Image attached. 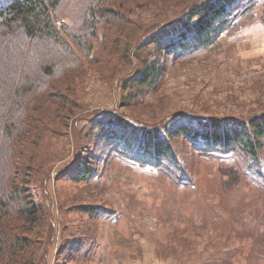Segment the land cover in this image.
Returning <instances> with one entry per match:
<instances>
[{
	"label": "rangeland",
	"instance_id": "rangeland-1",
	"mask_svg": "<svg viewBox=\"0 0 264 264\" xmlns=\"http://www.w3.org/2000/svg\"><path fill=\"white\" fill-rule=\"evenodd\" d=\"M191 1L129 0L137 4L126 8L128 19L100 28L89 59L80 53L83 70L52 82L55 88L46 100L40 99L35 121L20 140V157L15 159L35 158L25 169L15 168V175L24 183L28 201L34 198L42 213L53 217L51 239L48 216L33 234L36 258L46 251L47 264H192L195 259L201 261L198 254H226L220 245L229 239L233 241H225L229 247H240L228 251L235 255V262L229 264H264V259L256 258L259 243L240 241L237 235L243 233L237 228L241 224L234 222L241 216L252 226L259 217L264 219V182L260 187L250 172L251 160L239 163L229 154L205 157L180 137L174 139L180 159L158 170L136 161L131 148L122 150L124 139L116 141L104 133L109 110L123 115L137 130L155 124L164 129L163 120L182 113L243 118L264 112V66L255 69L257 61L246 59L262 47L264 27L256 24L263 23L259 17L246 19L240 32L222 36V47L175 62L166 61L149 46L160 22L173 18ZM142 29L144 35L138 41ZM110 34L120 39L114 38L104 48ZM249 43L254 46L247 48ZM33 45L37 48L32 49ZM33 54L36 60L30 58ZM61 58L45 37L27 43L19 23L11 32L1 35L0 31V84L13 75L24 76L28 69L38 77L41 63L55 64ZM154 59L166 72L155 88H149L139 84L138 74L143 60ZM4 94L0 91V97ZM262 157L252 162L258 171L264 167V151ZM85 165L94 169L89 179H72V172ZM233 200L235 207L229 208ZM81 205L93 207L94 213L79 210ZM177 236L183 240L171 247H177L186 261L173 260L172 252L168 263L161 259L162 245H170ZM78 241L85 243L80 252L73 248ZM251 244L255 245L252 250ZM86 253L91 256L85 263Z\"/></svg>",
	"mask_w": 264,
	"mask_h": 264
},
{
	"label": "trees",
	"instance_id": "trees-1",
	"mask_svg": "<svg viewBox=\"0 0 264 264\" xmlns=\"http://www.w3.org/2000/svg\"><path fill=\"white\" fill-rule=\"evenodd\" d=\"M131 4L133 3H129V0H0L1 35L11 32L14 25L19 23L27 43L30 44L36 37H45L50 41L51 46L57 48L58 53L62 54V58L59 62L55 61V64H49L50 61L47 64L41 63L39 66L41 74H38V77H35L28 69L24 76L14 77L13 75L7 78L10 79L8 82L3 81L0 84V91L5 92L0 97V124L2 123L0 126V264L48 263L46 251L41 258H36L35 249L31 244L33 234L37 233L38 226L46 221V216L49 217L51 228L49 238H52L53 217L49 212L44 215L40 209V202L35 201L34 198L28 201L24 183H19L20 177L15 175V168L25 169L26 163L35 162V158L28 156L20 162L15 161L20 157V140L27 135L35 121V111L38 109L39 101L41 98L46 100L45 97L49 95V90L53 87L52 82L61 81L65 76L69 77L82 71L84 62L80 53L83 52L89 59L94 50V40L99 37L100 28L118 25L115 20L126 19V8H129ZM135 4L137 3L133 5ZM256 9L260 16L255 13ZM256 17L264 23V0H194L173 18L160 22L156 32L148 40L149 46L152 45L155 52L163 54L166 61L175 62L191 54L222 47V36L240 32L245 27L243 23L246 19ZM66 18L72 19L73 22L64 21ZM59 20L62 21L61 24H58ZM134 27L137 26L134 25ZM142 35H144V29L139 33L138 41ZM107 37L108 39L103 43L104 48L108 43H113L114 38L120 39L111 34ZM250 46L252 44H246L247 48ZM261 46V50L259 48L256 53L246 57L249 62L253 58L257 61L254 63L255 69L264 66V39ZM35 48L37 47L33 45L32 49ZM34 56L33 54L30 58L36 60ZM141 63L144 64V68L138 74L139 84L155 88L162 80L166 69L159 65L156 59L143 60ZM47 77L51 81L46 82ZM108 112L110 116L105 118H108L109 126L104 132L105 136L109 138L112 135V139L116 141L124 139L125 143L121 149L129 147L131 151H136V157L132 158L141 164H149L158 170H163L168 161H178L180 157L177 156L174 139L182 137L205 157L229 154L234 155L239 163L243 159L251 160L248 168L250 172L255 173L259 186L263 185L264 167L261 166V170L258 171L257 168L252 167V162H260L263 158L264 112L243 118L191 116L182 113L163 120L164 129H161L159 124H155L141 130H137L132 122L116 111ZM4 115L5 118H3ZM131 126H133L131 133L128 134ZM68 167L63 171L64 173L69 171ZM92 173L94 169L85 165L77 172H72V179L86 181ZM258 175H260L259 179ZM232 178L235 179L236 174H233ZM218 184L227 186L223 182ZM245 197L246 194L236 198ZM228 207H235L234 200L228 203ZM77 208L83 212L94 213L93 207L81 205ZM236 221L241 224V228L237 229L243 233L238 234L237 237L240 241L259 243L260 254L256 258L262 261L261 259H264V219L259 217L252 226L249 221L242 220L241 216L236 217L234 222ZM182 240L177 236L172 239L170 245H162L161 259L169 263L168 259L172 257L170 253L174 252L176 256L173 260L186 261L184 257H180L177 247H171L172 244ZM225 241L233 242L229 239ZM225 241L220 247L227 249L226 254L221 255L217 251L207 257L198 254L197 258L200 257L201 261L195 259L191 263H234L235 255L228 251L238 250L240 247H229L230 242ZM84 244L78 241L73 248L76 252H80ZM184 245L187 246V242ZM254 247V244L250 245L251 250ZM90 256L91 253L82 256L85 263Z\"/></svg>",
	"mask_w": 264,
	"mask_h": 264
},
{
	"label": "crops",
	"instance_id": "crops-1",
	"mask_svg": "<svg viewBox=\"0 0 264 264\" xmlns=\"http://www.w3.org/2000/svg\"><path fill=\"white\" fill-rule=\"evenodd\" d=\"M256 24H261V25L264 27V24H263V23L257 22ZM261 39H262V41H263V39H264V35L261 37ZM261 43H262V42H260V45H261ZM252 46H254V45H252Z\"/></svg>",
	"mask_w": 264,
	"mask_h": 264
}]
</instances>
